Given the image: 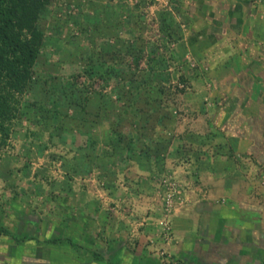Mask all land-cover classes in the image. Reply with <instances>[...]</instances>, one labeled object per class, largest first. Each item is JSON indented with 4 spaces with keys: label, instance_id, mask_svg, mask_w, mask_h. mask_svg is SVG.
<instances>
[{
    "label": "rangeland",
    "instance_id": "1",
    "mask_svg": "<svg viewBox=\"0 0 264 264\" xmlns=\"http://www.w3.org/2000/svg\"><path fill=\"white\" fill-rule=\"evenodd\" d=\"M180 12L178 0H50L40 23L45 46L41 50L38 74L46 70L42 66L45 62L53 64L52 75L64 82L78 75L77 84L84 93L82 96L78 93V97L103 93L108 99V110L118 100L116 84L123 82L118 78L108 84L97 78L88 80L82 74L84 55L98 58L104 69L129 70L134 80L146 77L152 70L165 76L163 81L154 79L155 88L141 101L145 112L151 110L150 147L158 153L159 161L151 158L147 162L142 158L139 164L132 160L123 162L124 156L119 155L125 149L116 140L112 145L119 149V155H112V146H106L110 131L106 124L96 122L79 127L68 124L70 127L60 133L54 131L57 122L50 128L36 117L29 122L26 115L33 113L32 108L28 102L23 103L21 116L0 161V227L28 232L21 221L11 219L16 210L33 212L35 219L41 217L47 224L42 228L44 231L54 220L64 221L66 217L71 219L69 222H78L81 229L85 226L90 229L93 222V229H100L98 233L102 235L112 226L120 234L125 231L131 248L137 244L132 234L138 235L141 229L149 227L154 237L141 244L153 248L154 253L150 254L158 256L162 264H176L170 252L159 250L158 245H168L173 239L172 216L195 202L193 195L205 197L199 184L186 178L192 169L189 161L193 160L187 155L186 139L190 135L194 145L206 146L214 143L218 135L206 132L211 122L207 118L211 87L206 85L205 90L203 85L207 83L197 81L201 76L196 72L197 60L187 40L192 31ZM169 24L174 30L166 28ZM134 56L139 59L137 65ZM156 86L163 87L165 94L154 90ZM95 112L97 109L92 113ZM138 119L128 112L120 128L122 135L134 138L141 131ZM89 139L96 144L90 145ZM176 139H180L182 150L172 148ZM167 177H173L180 185V194L168 208L162 199L165 192L161 184ZM57 234L52 232L54 236ZM82 238L70 239L79 244ZM0 242L4 255L0 264H7L10 257L6 253L12 244L7 238ZM28 247H23V253H29Z\"/></svg>",
    "mask_w": 264,
    "mask_h": 264
},
{
    "label": "crops",
    "instance_id": "2",
    "mask_svg": "<svg viewBox=\"0 0 264 264\" xmlns=\"http://www.w3.org/2000/svg\"><path fill=\"white\" fill-rule=\"evenodd\" d=\"M178 9L192 31L187 40L202 77L197 81L207 83L205 90L211 87L206 132L218 135L206 146L194 145L187 136L186 151L193 160L186 178L194 179L205 197L193 195L195 202L172 216L173 239L158 248L168 250L176 264H264V0H178ZM180 142L174 140L172 148L182 150ZM14 212L11 219L21 221L28 232L6 229L33 240L17 243L0 236L12 244L7 264H105L95 262L91 252L110 264H162L150 254L153 248L141 244L154 237L149 227L132 234L137 244L131 248L128 233L120 234L114 226L102 235L93 222L90 229H81L65 217L44 231L41 217ZM81 237L79 244L70 239ZM57 238L69 239L81 250L67 242L44 244ZM25 246L29 253H23ZM3 258L0 250V263Z\"/></svg>",
    "mask_w": 264,
    "mask_h": 264
},
{
    "label": "trees",
    "instance_id": "3",
    "mask_svg": "<svg viewBox=\"0 0 264 264\" xmlns=\"http://www.w3.org/2000/svg\"><path fill=\"white\" fill-rule=\"evenodd\" d=\"M49 6L50 0H0V161L3 150L8 147L15 122L21 116L22 104L27 102L33 112L30 114L32 117L26 115L29 122L36 117L44 122L46 128L57 122L58 127L54 131L60 133L66 131L68 124L75 127L96 122L106 124L110 130L106 146H112L110 147L112 155L118 154L119 149L112 145L116 140L125 149L122 154H118L120 157L124 156L123 162L132 160L139 164L142 158L147 162H150L151 158L159 161L158 153L150 147L152 135L149 133L148 117L151 110L145 112L141 101L155 88L154 79L163 81L165 76L152 70L146 77L139 76L134 80L129 70L128 72L107 70L100 65L98 58L84 55L85 65L82 74L88 80L97 78L108 84L113 78H118V81L123 82L116 84L118 100L114 101V107L108 110V99L103 93L96 92L81 97L84 93L80 92L78 87V75H72L70 81L64 82L52 75L53 64L45 62L42 66L46 70L42 75L38 74L41 50L45 46V34L40 23ZM169 26L171 25H167L166 28L174 30L173 26ZM128 54L131 55L132 52L129 51ZM138 61V57L134 56L135 65ZM162 64L164 59L161 60ZM154 90L159 94H165V89L161 86H156ZM78 93L81 98L78 97ZM95 109L97 113H92ZM70 110H73L71 115ZM128 112L139 118L137 126L141 131L139 130L134 138L124 136L120 132ZM89 141L90 145L96 144L95 140ZM0 236H9L17 243L33 240V237L28 235L18 237L4 227H0ZM61 242H67L74 250H81L66 238L44 240V244L51 246ZM91 255L95 262L110 264L104 261V257L99 253L91 252Z\"/></svg>",
    "mask_w": 264,
    "mask_h": 264
},
{
    "label": "built area",
    "instance_id": "4",
    "mask_svg": "<svg viewBox=\"0 0 264 264\" xmlns=\"http://www.w3.org/2000/svg\"><path fill=\"white\" fill-rule=\"evenodd\" d=\"M162 188L164 189V195L162 194V199L165 200V207H170L173 201L178 197L180 194V185L173 179V177L164 178L162 181ZM166 211H168L166 209Z\"/></svg>",
    "mask_w": 264,
    "mask_h": 264
}]
</instances>
